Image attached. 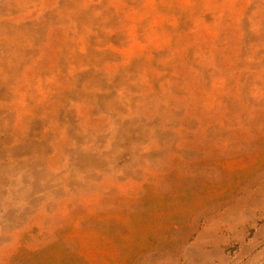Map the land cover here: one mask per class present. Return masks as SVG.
<instances>
[{
	"label": "rangeland",
	"instance_id": "374dc122",
	"mask_svg": "<svg viewBox=\"0 0 264 264\" xmlns=\"http://www.w3.org/2000/svg\"><path fill=\"white\" fill-rule=\"evenodd\" d=\"M0 264H264V0H0Z\"/></svg>",
	"mask_w": 264,
	"mask_h": 264
}]
</instances>
